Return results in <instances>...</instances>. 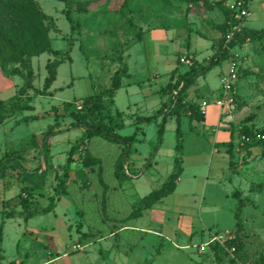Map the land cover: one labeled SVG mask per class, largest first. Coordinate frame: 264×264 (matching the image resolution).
<instances>
[{"label":"rangeland","instance_id":"rangeland-1","mask_svg":"<svg viewBox=\"0 0 264 264\" xmlns=\"http://www.w3.org/2000/svg\"><path fill=\"white\" fill-rule=\"evenodd\" d=\"M79 1H89V13L73 12L71 15L75 21L79 19L80 25L71 31L62 14V2L34 0L38 9L48 16L43 25L52 38V48L62 51L64 56L69 52L71 60L58 65L49 96L34 97L33 109L22 111L17 118L0 126V159L4 155L8 157L0 164V264H222L220 261L232 264L231 260L234 264H264V150L261 147L247 150L239 138L244 128L253 132L264 130V35L246 39L236 48L240 72L229 93L231 106L223 107L220 121H215L218 126L204 128L197 121L189 126L184 119L180 121L178 134L173 117H164V113L155 116L160 97L147 94L148 88L154 92L167 85L171 68L158 63L160 55L156 50L158 47L162 52L163 48L153 46L148 39L130 47V58L126 61L132 74L131 83L137 85L130 88L123 85L114 98L115 107L137 121L148 116L154 118L117 128L121 136L139 133L127 157H120L119 146L99 137L92 138L89 151L99 159L102 170L100 175L88 173L78 164L77 154L70 156L73 162H67L69 150L81 134L80 128L59 133L64 124L49 109L56 106L57 113L62 114L63 102L97 94L110 84L111 70H115L114 64L118 62L113 59L115 55H110L115 51L109 50L115 47L111 41H118L119 30L115 25L123 23L120 31L127 32L130 28L120 12L114 17L112 11L122 9L130 15L128 11L137 9L134 5L138 0ZM226 1L213 6L214 12L205 17L207 7L201 2L187 6L190 13L204 22L199 26L202 33L198 34L209 39L193 37L192 40L218 46L232 22L225 20L222 12ZM249 11L242 29L252 33L263 31L264 0H252ZM169 52L167 47L164 53ZM53 58L43 54L28 62L34 88L42 89L47 76L46 63ZM7 67L25 70L18 63ZM179 68L181 72L187 70ZM157 71L160 76L152 80ZM225 71L226 61H223L193 85L194 101L200 104L204 100L210 107L206 115L213 109L217 111L214 96ZM22 81L0 70V100L14 98ZM129 103L135 105L129 107ZM50 115H55L58 121ZM26 116L37 119L26 122ZM70 118L66 120L72 121ZM160 123H163L161 136ZM51 125L56 134L48 138L45 149L22 151L27 145L30 148L28 139L34 133H39L37 142L42 144L39 140ZM224 131L234 138L219 144L217 139L224 136ZM176 162H182L184 168L180 186L136 223V219L128 222L157 234H134L129 226L116 244L107 228L114 221L108 219L130 215L132 205L136 208L139 198L161 188ZM117 163L123 165L121 180L113 174ZM86 179L88 185L83 188ZM23 193L29 194V203L19 198L6 203ZM238 199L243 200L244 207L240 213L241 229L236 232L234 213ZM226 232L235 234L237 239V251L231 260L219 252L213 253L211 245H205L211 234ZM76 245L81 250H75Z\"/></svg>","mask_w":264,"mask_h":264},{"label":"trees","instance_id":"trees-1","mask_svg":"<svg viewBox=\"0 0 264 264\" xmlns=\"http://www.w3.org/2000/svg\"><path fill=\"white\" fill-rule=\"evenodd\" d=\"M63 3L64 9L62 14L67 20L71 27V31L78 29L79 19L74 20L71 15L73 12H76L78 15H85L88 13V3L89 1H79V0H57ZM162 4L171 6L174 8H187L189 4H196L201 2L207 8L213 7L215 5L221 6L223 1L215 2L214 4H208L207 0H159ZM84 2V3H82ZM222 12L225 15V20H231L233 12L225 7H221ZM73 10V11H72ZM122 10V9H121ZM48 19V16L38 9L36 2L34 0H0V70L1 72L8 77H20L22 81L21 87L18 89L17 94L14 98L10 100H0V125H2L8 119H11L15 116H18L22 111H28L33 109L31 106V101L34 97L37 96H47L49 94L48 90L51 83L56 78V69L58 65L64 61H70L69 52H65V56L62 51L54 50L51 46L52 38L49 35L46 27L43 25V21ZM223 24L226 25L224 22ZM224 25V27H226ZM226 32V31H225ZM224 33V29H223ZM264 35V30L259 32H248L242 29L235 38L228 44V48L224 47V39L221 37L219 40L218 46L215 47L214 57L208 62L198 63L193 60V63L190 67H186L187 70L180 72L181 67L183 66L179 59L181 54L178 57V66L173 70L171 74L170 81L167 85L158 91L159 95L169 96V100L166 103H163L161 107L157 110L156 115L164 113V117L170 116L173 117L177 123V134L179 133V124L182 116H187L189 121H203V116L199 111L200 104L188 98V89L195 84L197 78L204 76L212 68L217 66L219 63L226 61L228 57V49L237 48L239 43L246 39H257ZM184 53V52H183ZM187 53V52H186ZM43 54H49L53 56V60H48L46 63L47 76L44 79V84L42 89H36L33 86V72L29 66V61L33 57H38ZM189 54V53H187ZM190 55V54H189ZM10 63H18L21 68L25 69L24 71L14 67L9 69L7 66ZM127 71L126 66L124 65L120 70L114 72L111 77L110 85L99 93L84 97L80 100L73 102H63L61 104L63 113H57L58 109L56 106L51 107L50 111L54 112L53 120L55 122L66 121V117H71L72 121L68 125V129L80 128L82 130V135L75 141L71 146L67 158V162H73L70 156L75 153L77 154V162L80 167L89 173L101 174V166H99V159L93 157L89 151V141L94 137H99L104 139L107 142H110L114 145H117L121 148L120 157H127L130 152V149L136 140V132L129 136H121L117 133V128H122L121 113L113 110V98L116 91L121 87V77ZM240 72V65L238 68V74ZM33 91V92H32ZM32 92V93H31ZM24 98V99H21ZM76 104V105H74ZM49 111V112H50ZM65 111L67 114L65 115ZM50 112V113H51ZM52 114V113H51ZM65 117V118H64ZM37 117H25L26 122ZM114 118L117 122L114 121ZM154 117L140 118L138 121L150 122ZM69 119V118H68ZM136 120V122H138ZM115 123L118 124V127L115 126ZM163 129V123L159 125V135L161 136ZM58 132H60L58 130ZM44 136L39 141L42 143L38 145V135L32 134L30 136L29 145L22 149L32 150L31 148L38 149L39 151L45 149L47 146V140L49 137H52L56 134L53 131L52 125L43 132ZM260 134L263 138L257 140L255 136ZM240 140L246 145V149L250 150L254 147H261L264 150V130L260 132H253L251 129L244 128L243 132L239 135ZM244 140H243V139ZM177 151L180 150V145L177 146ZM37 150V151H38ZM46 150H48L46 148ZM35 151V150H34ZM45 154V152H42ZM47 153V151H46ZM249 154V153H248ZM16 153L13 154L15 156ZM47 155V154H46ZM51 156V155H50ZM4 159H0V164L3 161L7 160V155H4ZM11 159H16L12 157ZM46 159V157H45ZM45 162V160H43ZM70 162V163H71ZM97 169H96V167ZM39 171L40 168H37ZM123 172V165L117 163L114 168V176L116 179L121 180L122 175L120 172ZM180 173V162L174 163V169L172 173L168 176L166 182L156 191L149 193L148 195L139 199L136 204V208L132 205V212L127 217H114L108 219L114 221L111 223L108 228V234L111 236L113 241H121V236L123 231L128 230V222L134 219H137L141 216L142 211L146 209H151L155 204L159 203L164 197L171 194L174 191L176 181ZM123 175H125L123 173ZM103 188H107L103 182H100ZM88 185V179L83 181V188H86ZM81 188V189H83ZM24 194V193H23ZM20 199L21 202L29 203V194H25V197L17 196L11 199H8L6 203L8 204L12 200ZM244 207V202L242 199H238L237 211L234 213V218L236 220L234 227L236 232L241 229L240 222V213ZM235 236V234H233ZM120 236V237H119ZM228 246L235 247V251L230 255L223 247L217 243L212 244L213 253L217 254L218 252L222 255L229 256L228 259L235 256L237 251V239L232 242L227 243ZM231 260V259H230ZM223 264V262L220 261ZM230 263L234 264V261L231 260Z\"/></svg>","mask_w":264,"mask_h":264},{"label":"crops","instance_id":"crops-1","mask_svg":"<svg viewBox=\"0 0 264 264\" xmlns=\"http://www.w3.org/2000/svg\"><path fill=\"white\" fill-rule=\"evenodd\" d=\"M218 1H223V0H207V3L208 4H214L215 2H218ZM134 6L137 7V9L133 10V11H128V12H130V15L125 14V12H123L122 10L112 11L113 12L112 15L114 17H115L116 12H120V14H122V16L125 17L124 21L126 20V22L128 23V26L130 27L127 32L120 31L119 28L123 27L122 26L123 23L122 22L116 23L115 26L119 30V33L117 34L118 35V41H116V40L111 41V43L115 44V47L109 48L110 51L111 50L115 51V54L114 53L110 54V55H115L113 59H115V58L118 59V62L116 64H114L115 70L114 71L111 70L110 79L113 76L114 72L121 69L120 68L121 65H125L127 68L126 73L124 75H122V77H121V80H120L121 87L120 88H122L123 85L128 87V88H130L134 85H137V83H131V75L132 74L130 73V70L127 66L126 58L127 59L130 58V54L128 53L129 48L133 47L134 44H136V43L138 44V43L144 42L145 39H148L150 42H152L153 46L155 45V46H160L161 49L163 48L162 52L158 47L156 50L159 53L157 55L158 56L160 55L158 63H162L166 68H171L168 71L167 83L170 81L171 74H172L173 70L178 66V57L182 52L189 53L191 55V57L193 58V60L198 62V63L207 62V61L211 60L212 57L214 56L215 47L213 46V43L210 44V46H209V43L200 44V43H198V41L192 40L193 37H200V39L202 38V40L205 38L204 40H206V41L209 39L204 36V33H203L204 37H202L200 34H198L200 31L199 26L204 25L202 18L197 16V15H194L193 13H190L187 10V8H174V7L162 4L159 0H150V1L138 0V2ZM214 9H215V7L206 8V10L204 11L205 12L204 17L207 14L210 15L211 13H213L214 11H212V10H214ZM208 17L209 16H207L206 18H208ZM131 18H133V20L129 21V19H131ZM160 21H163V22H160ZM192 24H194V26ZM130 31H131V33H130ZM200 33H202V31H200ZM128 36H130V37H128ZM114 37H115V34H114ZM125 44H127V45L125 46ZM167 47L170 49V52L164 53V51ZM174 55L176 57L175 61L173 60ZM170 58H172V59H170ZM215 67H217V66H215ZM157 72L155 75H153L151 77L152 80L158 78V75L160 72H158V73ZM205 75L201 76V77H203L205 79ZM198 79L199 78H197V80ZM195 83H196V81H195ZM109 85L105 86V88L108 87ZM193 87L194 86H191L188 89L187 93H188V98L194 101ZM147 90H148V92H147L148 96L157 95L160 97V102L158 104L159 108L161 107V105L163 103L168 102L169 96L159 95L158 91L153 92L151 90V88H148ZM117 91L114 95V98L117 94ZM48 92L50 94L49 90H48ZM219 93H220V84H219V88H218V90L214 96V103H215ZM47 96H49V95H47ZM114 98H113L112 109L120 112L121 118H122L121 121H119V124L122 123V128L130 126V125L133 126L136 123V119H132V117L128 118L124 112H121L118 109H116ZM202 101H204V100H201L200 103ZM131 104L135 105L134 103H129L128 106L130 107ZM31 106L33 107L32 104H31ZM128 106H126L125 108H127ZM214 106L217 109V111L213 109L210 112H208L207 115L205 114L203 116V121H201L202 127L205 128L206 126H208V128L212 129V128L218 126V121H217V124L215 123V121H216V119H218L220 121L221 109L215 104H214ZM207 107H208V111H209L210 107L209 106H207ZM50 109H51V107H50ZM50 109H49V111H50ZM212 111H213V113H211ZM216 113H217V117L215 118ZM50 116H52V115H50ZM26 117H28V116H26ZM15 118H17V117L15 116L11 119H15ZM144 118H147V117H144ZM184 119L188 121L187 123L189 126H191L192 124H196L195 123L196 121L190 122L187 116H182L180 121H183ZM8 120H10V119H8ZM7 121H5V122H7ZM62 123L64 125L60 126L59 131L60 132L61 131L68 132L70 129H68L67 126H65V125H68L70 122L63 121ZM2 125H0V126H2ZM216 129L219 130V128H216ZM221 129L223 131L224 127H222ZM135 132H136L135 137H136V139H138L139 133H138V131H135ZM140 132H141V130H140ZM35 134H39V133H35ZM81 135H82V130H81V134L79 135V137ZM223 135L224 136H221L219 139H217L219 144H221V142L226 143L225 141H228L229 138H232V137L234 138L233 135L231 137V134L226 132V131H224ZM214 151L217 152L218 149L214 148ZM181 165H182V162H180L179 177L176 181V185H175L174 191L172 193H174L177 186H180L179 184H181V183H179L180 182V176L184 172L183 171L184 168ZM157 204H155L151 209H154ZM151 209H146V210L142 211V214L140 217H142L143 214H145L147 211H149ZM140 217H138L136 220H134L135 223L140 219ZM129 226H131V227H129L130 228L129 231H133L131 233L135 232L136 234L137 233L144 234V232H146V233L152 232L155 235L157 234V232H154L152 230H148V229L145 230L142 227L140 228L138 225L129 224Z\"/></svg>","mask_w":264,"mask_h":264},{"label":"built area","instance_id":"built-area-1","mask_svg":"<svg viewBox=\"0 0 264 264\" xmlns=\"http://www.w3.org/2000/svg\"><path fill=\"white\" fill-rule=\"evenodd\" d=\"M252 0H227L225 3V8L229 9L233 12L232 19L230 21L231 25L223 36L224 39V47L228 48V44L241 33L243 28V21H245L249 15V7ZM229 25V24H228ZM240 55L236 51L235 48L228 49V57L226 60V71L224 75L220 78V95L217 97L215 101V105H217L221 110L225 106H231V100H229V93L237 81L238 78V68L240 65ZM180 63L185 67H190L193 63V58L191 55L186 52L182 53L179 59ZM208 104L205 101H202L199 106V111L202 116L206 114ZM263 137L260 134L256 135L257 140H261ZM25 197V194H22ZM235 239L233 234L228 232L226 233H216L211 234L208 240L205 242V245H212L217 243L221 247H223L230 255L235 251V247L228 246L227 243L232 242ZM75 250H81L80 245L75 246Z\"/></svg>","mask_w":264,"mask_h":264}]
</instances>
